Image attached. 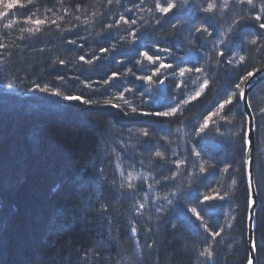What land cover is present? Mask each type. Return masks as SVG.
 Returning <instances> with one entry per match:
<instances>
[{
  "label": "trees",
  "instance_id": "obj_1",
  "mask_svg": "<svg viewBox=\"0 0 264 264\" xmlns=\"http://www.w3.org/2000/svg\"><path fill=\"white\" fill-rule=\"evenodd\" d=\"M205 2L186 0L184 9L161 17L154 0H0V12H7L0 16V264H247L250 194L241 129L248 123L240 99L222 110L218 104L238 78L264 67V47L243 42L264 39V16L234 29L219 45L225 53L219 57L217 32L210 29L209 37L193 31L205 15L195 6ZM8 3L14 7L7 9ZM247 11L254 16L258 9ZM240 15L220 17V28ZM143 51L173 67L154 75L160 61H147ZM233 57L232 65L225 62ZM185 67L193 71L179 76ZM149 75L151 83L138 79ZM160 79L166 86L168 80V89H159ZM205 79L208 88L189 100ZM249 101L256 122L255 245L258 264H264V81ZM173 107L180 110L175 116L142 114ZM211 112L217 115L201 134ZM192 146L200 158L190 155ZM177 161H185L179 170ZM177 172L175 180L167 179ZM129 174L140 176L131 180L134 192L118 186ZM217 195L224 199L201 203ZM205 225L225 231L213 238ZM209 247L212 260L200 255Z\"/></svg>",
  "mask_w": 264,
  "mask_h": 264
},
{
  "label": "snow or ice",
  "instance_id": "obj_2",
  "mask_svg": "<svg viewBox=\"0 0 264 264\" xmlns=\"http://www.w3.org/2000/svg\"><path fill=\"white\" fill-rule=\"evenodd\" d=\"M117 2H119V0H117ZM109 3H111V0H109ZM244 6V7H241ZM5 7L7 9H11L14 7V4L12 3H8L5 5ZM186 7V0H180V3H177V0H164V2L162 3L161 0H154V4H153V8L154 11L156 13L161 14V17H168V15L170 13L175 14V12L179 9H184ZM196 10L205 14L201 17V19L203 20V23H201L200 25L196 26L194 28V32L195 33H201L203 35L212 36V30H215L217 32L218 35V39L216 41V45H214L213 47H216L218 50L216 52V55L219 57H223L225 55L224 51L222 49H219V45H224L226 43H228L229 41V36L230 35H234V29L236 31H239V25L245 21V20H254L256 22H260L262 19V16H264V3L262 4H255L254 0H219V3L216 2V0H206L204 5H196L195 6ZM247 9H253L256 10L258 9V11H256V14L250 15L249 11H247ZM239 10L242 15H240L239 19L234 18L231 22V24H229L227 27L221 29L220 25L218 24V19L220 17H223L224 15H226L228 12H235ZM129 11H131V9H129ZM153 9H149L150 14L152 13ZM7 12H0V16H6ZM29 20H31V18H28ZM120 20L124 23V24H129V21L127 19H125L123 16L120 17ZM167 22V21H165ZM35 23L39 24L42 23V21L36 20ZM55 23V22H53ZM161 23V19L160 18H156L155 19V24L159 25ZM131 24H136V20H132ZM10 26V25H8ZM109 28L112 27V25H108ZM173 27H176V25H173ZM259 28L264 30V22H260L259 23ZM38 30V29H37ZM29 31H32L31 29H29ZM129 35L131 37H133V39L136 38V33L135 31H131L129 32ZM245 44H250V45H258L260 47H264V39H262L260 36H255V38L252 39H247L245 38L243 41ZM71 43H75L74 41H72ZM156 51H161V49L159 48V45L155 46ZM163 51H169V49H162ZM102 52H107L108 49L106 48H102L101 49ZM140 55L142 57H144L147 61L155 64L157 61H160L159 67L155 70V72L153 73L154 75H159L160 72V68H172L173 66L171 64H165L161 61L160 56H153V55H149L148 51H143L140 53ZM81 60H85V58L83 56L80 57ZM209 59H211V57H209ZM235 59V57H233L232 59H227L225 62L229 65L233 64V60ZM246 57L244 55H240L239 56V61L238 63H243L245 61ZM88 63H91L92 61L89 60L87 61ZM61 64L64 63V61H60ZM138 63H142V61H138ZM131 71V70H129ZM193 71L192 68H180L179 69V76L183 77L185 75V73H191ZM195 72L197 73H202L203 72V68L201 67H196L194 69ZM261 69L257 68L255 69V71H250L248 72L245 76H243L242 78H238L240 80V82L235 83L234 88L235 90H232L230 92V94L226 93V98L223 99V102L219 103V109H224L226 106L228 105H232L234 100L237 99H243L245 96V92L241 89V83L245 82V81H249L250 78L254 77L256 75V73L260 72ZM117 77V73H113L112 74V78L115 79ZM138 79L140 80H146L149 83L152 82V76H141L138 77ZM166 79V78H165ZM165 79H160L159 83L160 84H164L165 83ZM109 81H105V83H108ZM183 84V81L179 82L176 87L179 88L181 87V85ZM209 86V81L207 79L204 80L203 84L201 85V90L197 91L195 93V96H192L189 98V100H194L197 97H199L202 93L203 89H207ZM9 87H11V85H9ZM39 88V86H37ZM41 91L47 92L48 89L44 88V89H40ZM131 89H125V92H131ZM52 94L56 95V96H60L61 93L59 91L53 92ZM121 98H123V95L121 96ZM63 99L68 100V101H79L81 103H85V104H91L92 101L90 100H85L83 99L81 96H72V95H65L63 96ZM189 101H185V103H187ZM127 103V101H126ZM131 107V105H129ZM250 106V105H249ZM131 111L133 113L137 112V109L135 107L131 108ZM179 108L177 107H173L170 111H164V112H156V113H142L143 115H156V116H164V117H169V116H175L177 115V113L179 112ZM217 113L216 112H211L209 115H207L204 118V122L202 124V126L199 127V132L201 134H203L205 132V130L209 127V122L213 119L214 116H216ZM242 132L245 133V136H248L251 132V129L245 130V129H241ZM142 135L144 137H149L150 133L147 130H144L142 132ZM221 135H223V133H221ZM245 144L250 148L252 141L250 139L245 141ZM155 155L157 157H163V153L156 151ZM190 155H193L196 158H200L201 156V151L196 150L195 146H192V148L190 149ZM185 161H177L176 162V166L177 169L179 170L181 164H184ZM250 163V161L248 162ZM231 165H229L228 167H225L223 169V171L225 173L228 172V168ZM117 170L119 172V175L121 177H124V169L123 167L119 164V162L116 165ZM212 167H215L214 165H212ZM206 171V169L201 166L199 169V172L202 174ZM177 173H174L172 175V177L167 178V179H172L175 180L176 179V175ZM197 175V173H192L191 176L195 177ZM140 176H132V174H129V177L125 178L122 180V182L118 185L120 189H128L131 190L132 192H134L136 190L135 185L133 183H131L132 179H139ZM145 180H147V177H144ZM148 189L151 190L153 188V185L149 184ZM134 195H133V199H134ZM145 199H147V196L145 195L144 197ZM224 199V197L222 196H218L217 197H204V200L201 203H207L213 199ZM157 199H159V197H157ZM165 199H167V197H165ZM169 203H171V201H168ZM254 203V201H253ZM145 207L144 204H139L136 212L137 214H140L139 210L143 209ZM104 211H107V209L105 208ZM190 211L196 216L197 219L202 220L203 217H201L200 215V211L197 210V208H192L190 209ZM173 228L176 227V225H172ZM230 227V225H229ZM205 230L206 231H210L207 228V225H205ZM225 231V229L223 227H220L218 231L215 232H211L210 231V235L215 238V237H219L221 236V234ZM131 232L133 234H135L137 232V229L135 227L131 228ZM201 256H206L209 260H212L213 257V252L211 250V247H209V249H207L204 252L200 253ZM248 264H253V261L251 258H248Z\"/></svg>",
  "mask_w": 264,
  "mask_h": 264
},
{
  "label": "water",
  "instance_id": "obj_3",
  "mask_svg": "<svg viewBox=\"0 0 264 264\" xmlns=\"http://www.w3.org/2000/svg\"><path fill=\"white\" fill-rule=\"evenodd\" d=\"M264 81V67L261 71L256 73V75L246 81L243 85L242 90L245 92L243 99H240L242 110L245 113L248 123V129H251L250 134L247 136V140L252 141L251 147L247 146L246 154V169H247V180L248 188L250 194V203L248 210V220H247V243L249 258L252 259L253 264H258L257 250L255 245V230H256V210L258 207V194L255 183V172H254V154L256 148V122L255 116L250 105V94L255 89V87ZM159 87L164 89L165 84H160ZM250 161V163H248ZM254 201V203H253ZM248 264V263H247Z\"/></svg>",
  "mask_w": 264,
  "mask_h": 264
},
{
  "label": "rangeland",
  "instance_id": "obj_4",
  "mask_svg": "<svg viewBox=\"0 0 264 264\" xmlns=\"http://www.w3.org/2000/svg\"><path fill=\"white\" fill-rule=\"evenodd\" d=\"M164 84H165V87H164V89H165L166 87H167V89H168V86H169V82H168V80H167V86H166V81H165V83H164ZM157 85H158V87H159L160 83H158ZM159 89H161V88L159 87Z\"/></svg>",
  "mask_w": 264,
  "mask_h": 264
},
{
  "label": "bare ground",
  "instance_id": "obj_5",
  "mask_svg": "<svg viewBox=\"0 0 264 264\" xmlns=\"http://www.w3.org/2000/svg\"><path fill=\"white\" fill-rule=\"evenodd\" d=\"M243 88V87H242ZM247 130H248V128H247ZM248 263V262H247Z\"/></svg>",
  "mask_w": 264,
  "mask_h": 264
}]
</instances>
